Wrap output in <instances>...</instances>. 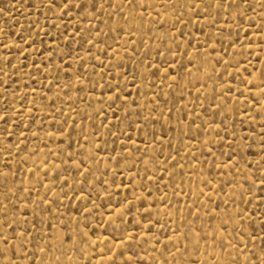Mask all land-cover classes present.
Wrapping results in <instances>:
<instances>
[{
	"label": "rangeland",
	"instance_id": "rangeland-1",
	"mask_svg": "<svg viewBox=\"0 0 264 264\" xmlns=\"http://www.w3.org/2000/svg\"><path fill=\"white\" fill-rule=\"evenodd\" d=\"M0 117V264H264V0H0Z\"/></svg>",
	"mask_w": 264,
	"mask_h": 264
},
{
	"label": "snow or ice",
	"instance_id": "snow-or-ice-1",
	"mask_svg": "<svg viewBox=\"0 0 264 264\" xmlns=\"http://www.w3.org/2000/svg\"><path fill=\"white\" fill-rule=\"evenodd\" d=\"M3 117H0V119H2ZM262 182H264V181H262ZM2 249H0V253H2ZM129 259H131V257H129Z\"/></svg>",
	"mask_w": 264,
	"mask_h": 264
}]
</instances>
